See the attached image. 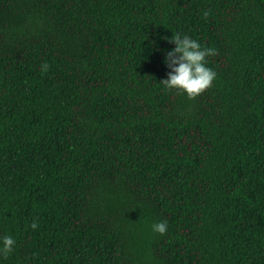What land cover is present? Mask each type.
Returning a JSON list of instances; mask_svg holds the SVG:
<instances>
[{"label": "trees", "instance_id": "trees-1", "mask_svg": "<svg viewBox=\"0 0 264 264\" xmlns=\"http://www.w3.org/2000/svg\"><path fill=\"white\" fill-rule=\"evenodd\" d=\"M173 32L216 50L194 97ZM3 235L0 264H264V0H0Z\"/></svg>", "mask_w": 264, "mask_h": 264}, {"label": "clouds", "instance_id": "clouds-1", "mask_svg": "<svg viewBox=\"0 0 264 264\" xmlns=\"http://www.w3.org/2000/svg\"><path fill=\"white\" fill-rule=\"evenodd\" d=\"M167 39L174 47L164 54V62L169 71L160 83L166 89L181 90L189 97L200 94L216 77L215 70L206 63V57L214 55L216 50L212 47H203L197 39L180 32H173ZM48 67V63L43 62L40 66L41 72H46ZM37 226L36 220L33 219L31 227L35 229ZM151 227L154 232L163 234L167 231L168 225L166 220H159ZM15 243L12 235L0 236V254L11 253Z\"/></svg>", "mask_w": 264, "mask_h": 264}]
</instances>
